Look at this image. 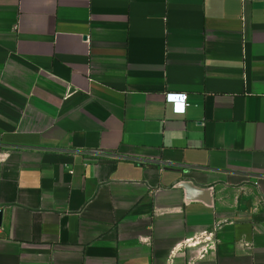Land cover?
<instances>
[{
  "label": "crops",
  "instance_id": "crops-1",
  "mask_svg": "<svg viewBox=\"0 0 264 264\" xmlns=\"http://www.w3.org/2000/svg\"><path fill=\"white\" fill-rule=\"evenodd\" d=\"M0 208V264H264V0H0Z\"/></svg>",
  "mask_w": 264,
  "mask_h": 264
},
{
  "label": "built area",
  "instance_id": "built-area-1",
  "mask_svg": "<svg viewBox=\"0 0 264 264\" xmlns=\"http://www.w3.org/2000/svg\"><path fill=\"white\" fill-rule=\"evenodd\" d=\"M166 100H167V102L174 104L176 113H178V114L185 113L186 95L170 94V95H167ZM0 211H2V208H0Z\"/></svg>",
  "mask_w": 264,
  "mask_h": 264
},
{
  "label": "water",
  "instance_id": "water-1",
  "mask_svg": "<svg viewBox=\"0 0 264 264\" xmlns=\"http://www.w3.org/2000/svg\"><path fill=\"white\" fill-rule=\"evenodd\" d=\"M2 217H3V212L0 211V225H1V223H2Z\"/></svg>",
  "mask_w": 264,
  "mask_h": 264
}]
</instances>
